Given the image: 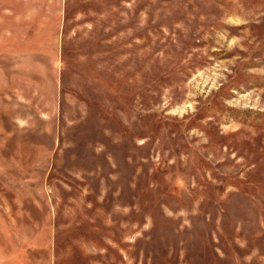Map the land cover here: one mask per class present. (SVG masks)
Here are the masks:
<instances>
[{
    "label": "rangeland",
    "instance_id": "obj_1",
    "mask_svg": "<svg viewBox=\"0 0 264 264\" xmlns=\"http://www.w3.org/2000/svg\"><path fill=\"white\" fill-rule=\"evenodd\" d=\"M0 264H264V0H0Z\"/></svg>",
    "mask_w": 264,
    "mask_h": 264
}]
</instances>
